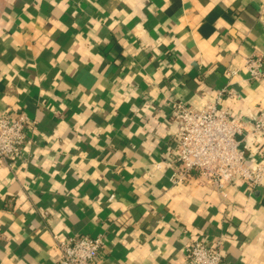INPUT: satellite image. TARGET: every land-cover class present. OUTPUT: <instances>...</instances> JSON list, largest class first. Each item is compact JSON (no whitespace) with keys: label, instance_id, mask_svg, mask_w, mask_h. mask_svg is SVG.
I'll return each instance as SVG.
<instances>
[{"label":"crops","instance_id":"obj_1","mask_svg":"<svg viewBox=\"0 0 264 264\" xmlns=\"http://www.w3.org/2000/svg\"><path fill=\"white\" fill-rule=\"evenodd\" d=\"M222 89L250 130L264 0H0V112L36 122L22 160L0 162V264H58L54 235L76 233L106 238L96 264H188L199 239L221 240L223 264H264V180L222 198L170 179L174 104Z\"/></svg>","mask_w":264,"mask_h":264},{"label":"built area","instance_id":"obj_2","mask_svg":"<svg viewBox=\"0 0 264 264\" xmlns=\"http://www.w3.org/2000/svg\"><path fill=\"white\" fill-rule=\"evenodd\" d=\"M262 65L260 56L246 60L252 79L262 77ZM226 94V89L220 90L203 109L184 101L174 104L172 117L179 126L178 138L169 156L174 166L170 178L174 185L199 176L222 198L227 197L228 186L237 181L245 183L250 190L263 185L264 163L256 157L248 158L243 145L247 146L245 142L252 139L260 149L264 140V107L247 131L243 120L234 117L229 107L224 106ZM35 132L36 122L22 110L0 112V162L22 160ZM54 240L59 251L58 264H96L106 253L107 240L102 235L76 233L60 237L55 234ZM185 253L188 264H223L224 260L221 240L213 245L196 240Z\"/></svg>","mask_w":264,"mask_h":264}]
</instances>
